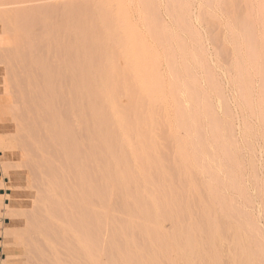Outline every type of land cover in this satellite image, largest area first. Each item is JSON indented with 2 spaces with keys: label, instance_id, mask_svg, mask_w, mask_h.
Segmentation results:
<instances>
[{
  "label": "bare ground",
  "instance_id": "6f19581e",
  "mask_svg": "<svg viewBox=\"0 0 264 264\" xmlns=\"http://www.w3.org/2000/svg\"><path fill=\"white\" fill-rule=\"evenodd\" d=\"M59 1L62 4H54L52 0H0V21L4 23L6 20L10 28L4 25L7 29L4 32L12 34L6 37L2 32L4 37L0 36V43L6 42L4 45L8 47L3 48L6 53L3 57L17 51L19 61L17 56L15 60L11 59L14 58L12 55L10 59L4 58L13 60L14 64V61L20 63V69L16 64L17 74L11 70L17 75L16 89L23 99L21 102L19 98V102L24 104L23 101H28L25 102L30 104V107L25 105L30 111L28 114L30 118L34 115L38 122L34 120L38 125L34 123L33 116V123H28L35 126L27 124L30 126L27 129V122L23 123L28 131L35 127V132L26 133L23 126L18 129L24 130L25 133L22 132L26 135L33 132L31 134L37 138L36 141L29 137L36 145L28 141L31 146H26L24 140L28 138L19 137L18 132L16 135L20 142L23 140L22 146L35 147L36 156L34 147L29 151L25 150L26 147L22 150L24 153L32 151L30 158L33 157L34 164L37 162L38 165L31 171L34 170L32 174L35 175L39 169L41 191L36 179L33 186L45 192L44 196L47 194L49 201V204L43 201L49 205L45 206V211L41 208L43 214L48 212L42 214L43 220L35 214L42 221L35 219L34 225L40 223L38 226L48 236L41 240L37 236L39 233L34 231L38 233L34 240L41 243L37 248L43 245L47 249L45 253L41 251L38 261L46 258L50 264H264V236L256 218L249 210L240 208L238 202L224 191L225 187L234 189L247 201L250 200L239 177L241 165L237 160L238 154H235L238 152L235 151L238 139L232 126L233 113L226 104L222 85L215 79L217 76L214 78V72L212 76L209 71L211 63L206 60L204 49L197 44L199 50L194 45L195 42L200 43L198 34L192 36V33L190 44L185 40L181 42L183 39L175 35L179 38L176 41L179 46L175 44V48L181 50V54L178 50L180 59L192 57L188 59L199 64L202 72L204 68L210 72H205V77L209 78L208 86L211 85L222 99L220 103L223 101L224 120L214 108L217 103H213V97L198 89L200 81L188 60L183 63L181 59L183 65L177 62L178 55L173 52L176 49L173 50L170 43L173 38L168 43V35L171 34L165 28L166 23L163 26L159 12L156 13V4L153 6L146 4L148 0H142V12L148 26L144 24L150 31V38L159 44L166 43L164 48L173 50L164 52L168 59L165 60L169 62L166 63L170 65H167L171 72L170 82H165L162 75L161 56L146 40L147 37L139 33L123 0ZM185 1L177 2L174 10L170 7V15L179 25L177 28L180 27L183 34V30L187 32V37L196 29L192 30L193 25L189 26L191 29L188 27L190 23L187 24L186 16L190 18L191 12L187 13L190 5ZM210 2L213 0L206 1L211 9L213 4ZM254 4L258 5L255 7ZM223 5L225 10L222 7L221 10L228 14V20L234 23L235 32H238L234 35L235 32L232 33L231 28L229 30V34L234 36L230 37L237 54L234 70L237 69L238 78L233 82L249 114L260 120L264 141V0H223ZM210 11L203 9L201 15L209 13L208 18L214 20ZM201 15L196 17L202 20L206 14ZM218 26H214L215 29ZM215 29L211 34L219 46L220 59L229 61L232 53L224 44L226 40L223 42L221 38L223 31ZM9 39L15 43L13 48H9L12 45L8 44ZM228 40L231 43V39ZM190 46L198 50L190 52ZM242 51L244 56L240 54ZM3 60L4 64L0 63V66L10 63ZM203 63H208V68L202 67ZM229 64L227 67L231 68ZM13 74H9V78ZM255 83L260 95L257 102L251 96ZM200 89L203 91L202 86ZM18 95L12 99L13 105L18 101ZM20 109L17 108L21 113L25 111V108ZM24 114L27 112L20 114L22 119H28V114ZM204 115L210 117L206 116L211 132L207 135L210 137L213 133L214 138H210L216 140L218 147L208 140L202 125ZM246 131L249 132L248 129ZM190 144H193V149L189 148ZM10 146L0 142L5 159ZM254 160L249 161L252 170H255ZM6 161H1L0 174L7 173V167H12ZM32 174V178H36ZM256 177H253L255 181L258 180ZM256 189L264 201V185ZM36 200L40 202L39 198ZM36 200L33 202L39 203ZM32 211L33 215L36 208ZM36 212L40 214L38 208ZM32 243H28L29 247ZM38 261L36 263L41 264Z\"/></svg>",
  "mask_w": 264,
  "mask_h": 264
},
{
  "label": "rangeland",
  "instance_id": "374dc122",
  "mask_svg": "<svg viewBox=\"0 0 264 264\" xmlns=\"http://www.w3.org/2000/svg\"><path fill=\"white\" fill-rule=\"evenodd\" d=\"M53 1V3L54 4H62V2L61 1H59V0H55V2H54V0H52ZM124 1V3L130 8H128L127 6H126V8H127V10H128V12H129V15H130V18H131V20H134V21H132L133 22V24L135 25V27L137 28V30L139 31V33L140 34H143L142 36H144V38H146V40H148V42L151 44V46L153 47V49L157 52V53H159V57H160V67H161V72H162V75H163V77H164V79H166L165 80V82H168L169 80H170V75H171V72H170V67H169V69H168V67H167V65H169V64H167V63H169V62H167L166 60H168V59H166L167 58V54L166 53H168L169 51H171L170 50V48L171 47H169L168 49L169 50H167V48L165 49L164 48V46L166 45V43H165V45L164 44H159V43H156L157 42V40H156V42H155V39H152L153 37H151L150 38V36H151V34H150V31H149V29H148V20H147V18H146V20H145V18H144V16H146V15H144V13L142 12V9H144L143 8V5H141V3H144V2H142V0H141V2L139 1V0H131V1H129V0H123ZM144 1V0H143ZM147 1V0H146ZM154 2V4H153V2ZM171 1V0H170ZM169 0H148L147 1V3L146 4H152L157 10V12L156 13H158L159 14V16H160V18H162L161 19V21L163 22V26H164V24L166 25V27L165 28H168V30H169V33L171 34V35H173V37L171 36V35H168V43H169V41L173 38V40L175 39V38H178V37H176L177 35L178 36H180L179 38H180V40H181V38L183 39L181 42H184V40H185V43H191V42H189L190 41V38L192 37V36H194L196 33L198 34V36H197V38L198 37H200L199 38V40H198V42H200V43H194V45H196V47L200 50V48L198 47V45H201L200 47H201V49H204L203 50V52H204V55H205V58H206V60L208 61V63L210 64V69H209V71L211 72V74H212V76H213V72H214V78L216 79V81L218 80V84L221 86L222 85V88H223V91H225L224 92V96H225V99H226V104L228 103V107L230 108L229 109V111L231 110V112L233 113H231L232 114V117H233V119H232V126H234V130L233 131H235L234 133H235V138H236V140H237V147H235V148H237L235 151H238V152H235V154L237 155V160H238V162H240V164H239V166L241 165V167H240V170H239V177H240V179H241V181L243 180V182H241V186L243 187V189H245V190H247L246 191V193L248 192V195L250 196V200L249 201H247V199L245 198H243L238 192H236V191H234V189H230V188H228V187H225V189H224V191L230 196V198L233 200V201H235V202H238V205L240 206V208H243V209H246L247 211L249 210V212H251V214H253V216L256 218V222H257V224L260 226V228H261V231H262V233H263V236H264V206H263V203H264V201L262 200V197L260 196V194H258L260 191H259V189H258V191H257V189L256 188H259L260 186H262V185H264V141H263V136H262V132H260V131H262V128H261V123H260V120L258 119V118H256L255 116H254V118H253V116H251V114H249L250 112L247 110V107H246V105H245V103H244V101L239 97V93H238V91H236V86H235V82H233V81H235V79H236V81H237V78H238V72H237V69L236 70H234V68H236V65H235V58H236V55L237 54H235L236 52L233 50V43H232V38L231 37H234L233 36V34L235 35L236 33H238V32H235L236 31V27H235V25H233L234 23L233 22H231V20L229 21L228 19H230V17L228 18V14L225 12V11H222L221 10V7L223 6V7H225L224 5H223V0H213V2H210L211 4H213V6L211 7V9H210V4H209V6H208V2L206 3V1L207 0H188V1H185V2H189L188 4L190 5H188L189 7H188V11H189V8H191L190 9V11L188 12L187 11V13L189 14L190 12H191V14H189V16H190V18L189 17H187L186 16V19H187V24L188 23H190V25L188 24V27L190 26V27H192V25H193V27H192V30H193V28H195L196 30H193L191 33H190V35H189V33H188V35L189 36H187L186 37V31H184L183 30V32H184V34L182 33V29L180 30V27H178L177 28V26H179L177 23H176V21H175V19H174V17L172 16V15H170V10H171V8L174 10V9H176V3L177 2H179V1H177V0H172L171 2H170ZM173 1L175 2V4L173 3ZM192 1V2H191ZM194 1V2H193ZM131 2V3H130ZM149 2V3H148ZM150 2H152V3H150ZM215 2V3H214ZM219 2V4H220V2H222V4H217ZM193 3V4H192ZM206 3V4H205ZM142 7H141V6ZM194 5V6H193ZM258 4H254V6L256 7ZM158 6V7H157ZM171 7V8H170ZM206 7V8H205ZM207 7H209V8H207ZM219 7V8H218ZM222 7V9H224ZM203 9L205 10V12H209L210 10H212V11H210L211 13H213V14H211V15H213L212 17L214 18V20L213 19H209L208 18V14L207 13H205V12H203L204 14H206L205 16H204V14L203 15H201L202 14V11H203ZM209 9V10H208ZM216 9H217V11H216ZM173 10H172V14H173ZM202 10V11H201ZM225 10V9H224ZM201 11V12H200ZM200 12V13H199ZM217 12V13H216ZM223 12H225V13H223ZM199 16V15H201L203 18H202V20L201 19H199V18H201V17H196V16ZM211 15H210V17H211ZM216 15H217V17H216ZM206 17V18H205ZM189 18V19H188ZM206 19L207 21L206 22H208L209 20V22L208 23H210L211 25H212V23H213V21H214V23L215 24H217V25H215L214 24V26H218V22H219V25H220V27L218 26V30H220L221 31V33H222V31H223V33H222V35H221V38H222V40H223V42H224V40H226L225 42H224V44H225V46H227L231 51V53H232V56H231V54H230V56H231V58H230V60L229 61H222V59H220V58H222V56L220 55V50H219V46H218V44L217 43H215L213 40L215 39V37H214V39L212 40V35L213 34H211V33H213V29H215L216 27H214L213 25L211 26V25H209L208 23L206 24V22L203 20V19ZM208 18V19H207ZM1 19V18H0ZM145 20V22H144V20ZM197 19H199V20H201V21H197ZM217 19V20H216ZM254 19H255V21H257V18H256V15H254ZM174 20V21H173ZM189 20H190V22H189ZM219 20V21H218ZM147 21V22H146ZM204 23H203V22ZM215 21H217V22H215ZM0 22H2V24L0 23V36L1 37H4L3 36V34L4 35H6V37H11V36H9V35H12L11 33L9 34V33H6V32H4V30L6 29V28H8L9 27V24L8 23H6V20H5V22L3 23V20L2 21H0ZM175 22V23H174ZM191 22H192V24H191ZM212 22V23H211ZM144 23H146L147 24V26H146V24H144ZM227 23V24H226ZM232 23V24H231ZM7 24V26H6V28L4 27V25H6ZM177 24V25H176ZM234 27V29H233V27ZM209 26V27H208ZM210 26H211V28H210ZM189 27V28H190ZM10 28V27H9ZM147 28V29H146ZM224 28V29H223ZM230 28H231V30H230ZM173 29V30H172ZM191 29V28H190ZM217 29H215L216 31H217ZM7 30V29H6ZM211 30H213V31H211ZM229 30L232 32H235V33H233V34H229ZM142 31V32H141ZM147 31H149V33L147 32ZM197 31V32H196ZM220 31H217V32H220ZM226 31V32H225ZM228 31V32H227ZM2 32H3V34H2ZM9 32V31H8ZM186 32V33H185ZM217 32H214L216 35H218V33ZM226 34H225V33ZM6 33V34H5ZM174 33V34H173ZM192 33H193V35H192ZM196 34V35H197ZM220 34V33H219ZM225 34V35H224ZM176 35V36H175ZM192 35V36H191ZM195 35V36H196ZM199 35H201V36H199ZM14 36V35H13ZM182 36V37H181ZM191 36V37H190ZM229 36V37H228ZM231 36V37H230ZM0 37V38H1ZM15 37V36H14ZM224 37V38H223ZM179 38H178V40L176 39V40H172L173 41V43H172V41H170V43H171V45H172V47H173V50L174 49H176V50H172L173 52H175L178 56H176L177 58V62L179 61L180 63L182 62L181 61V59H180V57H181V55L179 56V54H181V50H179L180 48L178 47V49L177 48H175V47H177V46H179L178 45V41H179ZM193 38V37H192ZM192 38H191V41H192ZM10 39H12V38H10ZM10 39H9V41H10ZM228 39H231L230 41H231V43L229 42V40ZM12 40H14V39H12ZM11 40V41H12ZM202 40V41H201ZM8 41V40H7ZM11 41L10 42H8V44H10L11 43ZM177 41V42H176ZM159 42V41H158ZM6 42H4V44H5ZM167 43V44H168ZM229 43H230V46H228L229 45ZM2 45V42L0 43V47L2 46V52H3V50L5 49V48H8V47H6L5 45ZM12 45H10V47L9 48H11L15 43H11ZM175 44H177V46L174 45ZM198 44V45H197ZM215 44H217L216 46H215ZM227 44V45H226ZM231 44H232V46H231ZM4 46V47H3ZM9 46V45H8ZM169 46V45H168ZM204 46V47H203ZM14 47V46H13ZM12 47V48H13ZM191 47V46H190ZM196 47H195V49H193L192 47L191 48H189V50H190V52H191V50L193 49V50H198V49H196ZM230 47H232V48H230ZM4 48V49H3ZM172 49V48H171ZM218 49V50H217ZM180 52H179V51ZM192 50V51H193ZM207 52H206V51ZM0 51V52H1ZM14 51H16V49L14 50ZM167 51V52H166ZM171 51V52H172ZM219 51V52H218ZM2 52L0 53V55H1V57L0 58H3V59H5V60H7L5 63H8L10 60V57L9 56H11V57H13L14 56V58H11V59H14L15 60V57L16 58H18V53H17V51H16V53L14 54L13 52H11V54H9L8 55V57H9V59H6V58H4V57H7L6 55L3 57V55H4V53L5 52H3V54H2ZM164 52H166L165 54L166 55H164ZM178 52H179V54H178ZM234 52V53H233ZM13 53V54H12ZM197 53H199L198 51H197ZM207 55H206V54ZM218 53V54H217ZM6 54V53H5ZM161 54H163V55H161ZM234 54V55H233ZM241 56H244V52L242 51L241 53ZM163 56H165V57H163ZM221 56V57H220ZM7 57V58H8ZM27 57V56H26ZM163 57V58H162ZM233 57V58H232ZM184 58V60L185 59H187L186 61H187V63H188V65H190V68H193L192 69V71L197 75V80H198V82H199V86H200V84H201V86H202V89H203V91L200 89V87H198V89L203 93V94H205V92H206V95H209L211 98H212V101H213V103L215 104V103H217V104H215L214 105V108L216 109V111L219 113V116H220V118H221V120H224L225 119V115H223V113H224V109L225 108H223V105H222V103H223V101H222V103H220V101L222 100L221 98H220V96L217 94V93H215L213 90H212V88H211V85L210 86H208L209 85V78H207V77H205L206 76V74L209 72L208 70H204L203 69V72H202V68L200 67V66H198L196 63H194L193 61H191V60H189V59H192V57H190L189 58V56L188 57H186L185 58V56L183 57ZM189 58V59H188ZM2 59V60H3ZM21 59L23 60L24 58H23V56L21 57ZM162 59V60H161ZM166 59V60H165ZM1 59H0V63H3V62H1L2 61ZM17 60V59H16ZM183 60V59H182ZM183 60V63L185 62ZM232 60V62H234L233 64H234V67H233V64H232V62H230ZM4 61V60H3ZM11 61H13V60H11ZM10 61V63H8V64H10V66L8 65V64H5V65H3V66H0V142H3V143H7V144H9V145H11L10 146V149L8 150V152H7V156H5V157H7V159H5L4 158V156H2V153H3V150L0 148V170L2 171V168H1V161H4V160H7L6 162L8 163V162H10V164H11V168H8L7 167V169H9V170H7V173H3L2 172V174H0V182L1 183H3V184H1L0 183V197H1V199H0V264H37L36 263V261H38V259H37V257H40L41 255L40 254H42V250L44 251V253L45 252H47V249L45 248V247H43V245L41 246V248H37V247H40L39 245L41 244L39 241H38V239L37 240H34V239H36V236L34 237V235H37L38 233V238H40L41 240H45V239H47V235L44 233V230H43V228H42V230H41V228H40V226H38V225H40V223L38 224V222H41L42 220H43V215H45V214H47L46 212L43 214V211L41 210V208L45 211V210H47V208L46 207H48L49 205H47V204H49L48 202V198H47V194H45V196H44V193L45 192H40L41 190L39 189L40 187V182H41V180H40V178L38 177L39 175H38V173H37V171L39 170H37L36 171V176L34 175V174H32L33 172H34V170L33 171H31V168L33 167V169H35L36 167H37V162H35L36 164H34V161H35V159L33 158H30V156H33L31 153H32V151L30 150V154L28 153V151H29V149L30 148H33L34 146H32V147H26V146H28L29 144H27V143H29L28 141H30V143L32 144L33 142H35L36 141V139H35V137H33L34 135V133L33 132H31V133H33V134H28V135H26V134H24L25 132H24V130L26 129L25 127H24V125H23V123L24 122H27L26 123V125L25 126H27V124L28 125H31L30 123H28V122H32L33 123V121L35 120L36 121V118H35V116H34V118H33V121H32V117L33 116H31V118H30V115L28 114V112H30L29 111V109L27 110V107L26 106H28V107H30V104H25V102H28V101H23L24 102V104L22 103L21 104V102H22V98H21V95L19 96L18 95V89H16V77H17V75H15V74H13V73H11L13 70V72H15V70L17 69L18 70V66L20 65V63H18L17 61H19V58H18V60L17 61H14L15 62V64L13 63V62H11ZM167 62V63H166ZM193 62V63H192ZM203 62H205V61H203ZM223 62H228L227 63V65H226V63H223ZM11 63H13V64H11ZM180 63H178L179 64V67H182V66H180ZM183 63H181V65H183ZM204 64L202 67H206L207 65L209 66V64ZM223 63V64H222ZM229 63H231V68L233 69H231V68H229L230 66V64ZM16 64H18V66L16 65ZM194 64H196V66H197V68H196V66H194ZM229 64V65H228ZM1 65V64H0ZM6 65H8V66H6ZM12 65H14V66H12ZM224 65V66H223ZM17 66V67H16ZM170 66V65H169ZM194 66V67H193ZM208 66L206 67V68H208ZM213 66H214V68H213ZM224 68H223V67ZM227 66H229V67H227ZM247 66H249V64H247ZM8 67H13V69L11 68V69H9ZM20 67L21 66H19V69H20ZM200 67V68H199ZM226 67V68H225ZM8 68V69H7ZM16 68V69H15ZM163 68V69H162ZM200 70H199V69ZM6 69H7V71H6ZM227 69H228V72H226L227 71ZM229 69H230V71H229ZM12 70V71H11ZM196 70V71H195ZM213 70V71H212ZM10 71V72H9ZM219 71V72H218ZM224 71V72H223ZM7 72H9V73H7ZM18 72V71H17ZM17 72H15L16 74H17ZM170 72V73H169ZM205 72H207V73H205ZM210 72L208 73V74H210ZM235 72V73H234ZM216 73V74H215ZM228 73H230L231 74V77H230V74H228ZM9 74H13V77H10L9 78ZM169 74V75H168ZM237 74V75H236ZM236 75V76H235ZM229 76V77H228ZM198 77H199V79H198ZM208 77H209V75H208ZM235 77V78H234ZM13 78V81H11V79ZM168 78V79H167ZM219 78V79H218ZM229 78H230V80H229ZM234 78V79H233ZM208 79V80H207ZM257 77H255V80H256V82H257ZM170 82V81H169ZM197 82V81H196ZM197 82V83H198ZM209 82V83H208ZM15 83V84H14ZM230 83H232V84H230ZM235 83V84H234ZM15 85V86H14ZM198 85V84H197ZM231 85V86H230ZM258 84L257 83H255L254 85H253V87H252V89L253 90H251V96H252V99L254 100V102H257L258 101V99H259V92H258V86H257ZM233 86V87H232ZM209 88H211V89H209ZM15 89V90H14ZM208 89V90H207ZM211 90V91H210ZM208 91H210V93H208ZM253 91H254V93H253ZM17 93V95H18V97L16 98V100H18V101H15L14 102V105H13V100L12 99H14L17 95H13V93ZM235 92V93H234ZM11 93V94H10ZM208 93V94H207ZM227 93V94H226ZM211 94H213V96L211 95ZM238 94V95H237ZM235 95V96H234ZM15 96V97H14ZM215 96V97H214ZM217 96V97H216ZM13 97V98H12ZM19 98H20V101L21 102H19ZM240 98V99H239ZM220 99V100H219ZM15 100V99H14ZM239 100V101H238ZM215 101V102H214ZM243 101V102H242ZM18 102V103H17ZM239 102V103H238ZM16 104H18L17 105V107H16ZM23 106V108H22V106ZM222 107H221V106ZM19 106V107H18ZM216 106V107H215ZM219 106V107H218ZM239 106V107H238ZM14 107H15V109L16 110H14ZM243 107V108H242ZM245 107H246V109H245ZM17 108L19 109V108H21V109H24L25 108V111L27 112V114H28V116H27V114H24L25 116H27L28 117V119H26L25 118V116H24V118L25 119H22L23 118V115H20V114H23V113H26L25 111H23L22 113L21 112H19L18 110H17ZM21 109H20V111H21ZM221 109V110H220ZM244 109V110H243ZM14 111H17V112H14ZM19 112V113H18ZM221 112V113H220ZM234 112H235V114H234ZM16 113V114H15ZM18 114V115H17ZM31 115H32V112L30 113ZM225 114V113H224ZM248 114V115H247ZM18 116H20V117H18ZM22 116V117H21ZM205 117H203V120L204 121H206L205 123H204V121H203V128H204V130H206L207 132H206V135L208 134V135H211V132H210V130H209V120L207 121V118H206V116L208 117V115H204ZM244 117H246V120H245V118ZM249 119H248V118ZM251 117V118H250ZM14 118L17 120H14ZM20 118V119H19ZM29 118L31 119V120H29ZM206 118V119H205ZM209 119H210V117H208ZM223 118V119H222ZM257 119V120H256ZM25 120V121H24ZM27 120V121H26ZM29 120V121H28ZM244 120V121H243ZM15 121V122H14ZM34 121V123L36 124V125H38L36 122ZM208 122V123H207ZM244 122V123H243ZM17 123H18V125H17ZM22 123V124H21ZM246 123V124H245ZM247 123H249V124H247ZM21 124V125H20ZM208 124V125H207ZM206 125V126H205ZM245 125V126H244ZM246 125H248V126H246ZM18 126V127H17ZM24 127V130H18L20 127L21 128H23ZM31 126H35V125H31ZM30 126H27V129L29 128ZM206 127V128H205ZM244 127V128H243ZM245 127H247L246 129H248L249 130V132L248 131H246V129H245ZM251 128V129H249V128ZM35 128V127H34ZM34 128H32L33 130H34ZM25 130L26 131V133H28V132H30V131H33V130H31V128L29 129V131L28 130ZM18 130V131H17ZM251 130V131H250ZM20 131V132H19ZM24 133H23V132ZM28 131V132H27ZM210 132V134H209V132ZM244 131H246V132H248L247 134L244 132ZM20 133L19 134V137H24V139H25V137L26 138H28L27 140L25 139L24 141H26L25 143H24V145H26L25 147H26V149H25V147H24V145L22 146V144H23V140H22V138H21V142H20V139L18 138V136H17V138H16V135H18V133ZM22 132V133H21ZM34 132H35V130H34ZM243 132V133H242ZM251 132V133H250ZM17 133V134H16ZM244 134V135H243ZM207 135V137H208V140L210 139L211 140V138H214V135H213V133H212V136H208ZM33 137L34 139H35V141H33V138L32 139H30V137ZM244 136V137H243ZM248 138H247V137ZM248 139L247 141L251 144V147L249 146L250 144L249 143H247V141H246V139ZM19 141H18V140ZM31 140H32V142H31ZM192 140V139H191ZM215 140V139H214ZM211 141H212V143H211ZM210 141V144L211 145H216V140L215 141H213V139ZM17 142H19V144L17 143ZM20 143H21V145H20ZM218 144V143H217ZM33 145H36L35 143H33ZM13 146V147H12ZM29 146H31V145H29ZM217 147H218V145H216ZM236 146V145H235ZM21 148V150H18V148ZM215 147V146H214ZM217 147H216V149H217ZM19 148V149H20ZM190 149H193L194 148V146H193V144L191 145L190 144V147H189ZM240 148H241V150H240ZM22 149H25V150H27L28 149V151H26V153H27V157H26V153H24L25 151L24 150H22ZM34 150H33V154L35 155V147L33 148ZM240 150V151H239ZM243 150V151H242ZM252 152H251V151ZM24 151V152H23ZM21 152L24 154V156H23V154L21 155ZM241 152V153H240ZM243 152V153H242ZM240 153V154H239ZM249 154V155H248ZM245 155V156H244ZM252 155V156H251ZM29 156V157H28ZM36 156V155H35ZM242 156V157H241ZM1 157H3V158H1ZM23 157H26V158H23ZM251 157V158H250ZM28 158H30V163H28L29 161H25L26 159L28 160ZM36 158V157H35ZM253 158V159H252ZM38 161L40 160L41 161V159H39V157H37L36 158ZM249 159V160H248ZM254 159H256V160H254ZM251 160V161H250ZM252 160H254V163H255V167H254V169L255 170H252L251 168H250V163L252 162ZM249 161H250V163H249ZM33 163V164H32ZM257 163V164H256ZM26 164H28V165H30V166H28V167H30V169L27 167V165ZM225 164V163H224ZM24 165H25V167H24ZM34 166H36L35 168H34ZM257 167V168H256ZM13 168V169H12ZM37 169V168H36ZM35 173V172H34ZM9 174V175H8ZM31 174L32 175H34L36 178H32V176H31ZM258 177H256V176ZM7 176V177H6ZM226 176V175H225ZM253 177H256L258 180L257 181H255L256 179L255 178H253ZM40 180H38V179ZM225 179H226V177H224ZM34 179H36L37 180V182L34 180ZM261 182H260V181ZM11 182V183H10ZM31 182V183H30ZM36 182V184H39L38 185V189L40 190V191H38L37 190V188L36 187H34L33 185H34V183ZM254 182V183H253ZM255 182H257V183H255ZM224 183H226V181L224 180ZM35 184V185H36ZM258 185L256 188H254L255 186L254 185ZM15 186V187H14ZM33 186V187H32ZM37 186V185H36ZM4 189H3V188ZM2 188V189H1ZM10 189V190H9ZM24 189V190H23ZM30 189V190H29ZM35 189V190H34ZM6 190V191H5ZM28 192V193H27ZM40 192V193H39ZM18 193H20V194H18ZM37 193V194H36ZM15 194H17V195H15ZM42 195L43 194V196H40V195ZM5 195V196H4ZM7 195V196H6ZM22 197H21V196ZM38 195V196H37ZM3 196V197H2ZM17 196V197H16ZM9 197V198H8ZM4 198H6V199H4ZM37 198H39L40 199V202H39V200H36ZM43 198V199H42ZM42 199V200H41ZM45 199V200H44ZM5 202H4V201ZM33 200L35 201L36 200V202L38 201L39 203H35V202H33ZM43 201H47L46 203L44 202V204H46V205H44L43 204ZM42 202V203H41ZM41 203V204H40ZM5 204V205H4ZM32 204H34V206L35 207H32ZM43 204V206H41ZM7 205H10L11 207H7ZM39 205V206H38ZM4 206V207H3ZM46 206V207H45ZM40 207V208H39ZM31 208H33V209H31ZM36 208V211H37V208H38V212L40 213V214H38L36 211V213L34 212V209ZM46 208V209H45ZM22 209H23V212H22ZM4 210V211H3ZM6 210V211H5ZM28 212H27V211ZM31 210H33L32 211V213H33V215H37V217H39V215H40V217L42 218V220L41 219H38L37 217H36V215H35V217L31 214ZM26 211V212H25ZM15 212V213H14ZM13 213V214H12ZM27 213V214H26ZM21 214H24V215H22L21 216ZM31 214V215H30ZM43 214V215H42ZM29 217H28V216ZM28 218V221H26V219ZM29 218H30V220H29ZM32 218H34V219H32ZM35 219H36V221H38V220H41V221H38L37 222V226H35L34 224H35ZM31 220H33L32 222H34L33 223V225L35 226V228L33 227V225L31 226L30 224L32 223L31 222ZM28 222H30V224L28 223ZM26 225H27V228H26ZM28 226H29V228H28ZM32 229H31V228ZM36 227H37V229H36ZM39 228V229H38ZM28 229L30 230H32L33 232L34 231H37V232H34L33 234H32V231L30 232L29 231V233L28 234H26L27 232H28ZM35 229V230H34ZM39 230H41V231H39ZM43 231V232H42ZM44 233L43 235H42V233ZM22 233H24V234H22ZM32 234V237H34L33 238V240H32V238H31V234ZM41 233V234H40ZM24 235V236H23ZM25 235H29L30 237L28 238V236H26L25 237ZM45 235L47 236V237H45ZM26 238V239H25ZM30 238H31V240H32V242L33 243H35L34 245H33V243L31 242V240H30ZM28 239L30 240L29 242H28ZM24 240H27V243L24 241ZM40 240V241H41ZM25 242V243H24ZM28 243H30V245H31V243H32V246L31 247H29L30 245H28ZM37 244H39L38 246H37ZM27 246V247H26ZM30 248L32 249V250H30ZM38 250H39V253H38ZM30 251L32 252V253H30ZM33 252H34V254H33ZM32 255H34L35 257H33ZM36 255H39V256H36ZM7 257H8V259H7ZM35 258V259H34ZM34 259V260H33ZM3 260H5V261H3ZM40 260H41V258H40ZM46 260V261H45ZM31 261V262H30ZM32 261H33V263H32ZM35 261V262H34ZM41 263V264H46V263H48V261H47V259L46 258H44V261H38V263ZM87 264H89L88 262H86ZM48 264H50V263H48Z\"/></svg>",
  "mask_w": 264,
  "mask_h": 264
}]
</instances>
